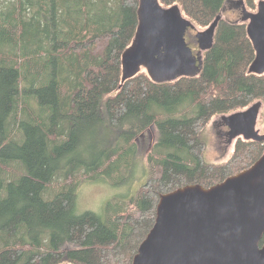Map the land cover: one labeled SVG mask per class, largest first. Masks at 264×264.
Listing matches in <instances>:
<instances>
[{
	"label": "trees",
	"instance_id": "16d2710c",
	"mask_svg": "<svg viewBox=\"0 0 264 264\" xmlns=\"http://www.w3.org/2000/svg\"><path fill=\"white\" fill-rule=\"evenodd\" d=\"M227 1L159 0L214 38L197 77L157 83L148 73L123 82L140 0H0V166L24 172L0 173V264H132L162 195L211 188L264 155L238 138L227 162L205 159L213 118L264 104L247 26L219 18ZM153 131L146 183L116 199L134 210L116 216L109 202L102 216L77 215L81 186L127 182Z\"/></svg>",
	"mask_w": 264,
	"mask_h": 264
},
{
	"label": "water",
	"instance_id": "95a60500",
	"mask_svg": "<svg viewBox=\"0 0 264 264\" xmlns=\"http://www.w3.org/2000/svg\"><path fill=\"white\" fill-rule=\"evenodd\" d=\"M138 16L132 46L123 55V82L142 68L157 83L197 77L202 57L194 56L186 42L194 24L180 8L140 0ZM243 19L257 55L250 72L264 73L255 70L264 66V2L258 13ZM211 33L213 45V26ZM258 103L224 116L231 139L264 144L256 129L264 104ZM156 214L132 264H264V155L249 170L211 188L187 185L162 195Z\"/></svg>",
	"mask_w": 264,
	"mask_h": 264
},
{
	"label": "rangeland",
	"instance_id": "374dc122",
	"mask_svg": "<svg viewBox=\"0 0 264 264\" xmlns=\"http://www.w3.org/2000/svg\"><path fill=\"white\" fill-rule=\"evenodd\" d=\"M260 1L261 0H256V4H258V2ZM239 2L240 5H238ZM243 4L244 2L242 0H228L222 13L220 14V19L228 20L230 22H237L241 18V7ZM248 10L250 12H256V10H252L250 8H248ZM194 27L196 29L194 30V32L192 31V33L188 34L187 42L192 47V49L197 52L199 51V46L196 38V31L202 33L206 29L198 27L196 25H194ZM140 73L146 74L148 72L146 68H142L140 70ZM257 102H259V100ZM257 102L255 103L259 104ZM257 121L258 122L256 124V129L259 130L260 134L264 135V105H261L259 107V116ZM229 133L230 129L227 126V121L224 120L223 116H217L213 118L207 125V127L202 131V137L207 143V150L205 152V159L207 162L224 163L230 159L234 152L237 139L235 137L234 139H231V135ZM156 137L157 133L153 131V135L151 138L146 139L145 137L143 140H139L138 145L139 149L141 150V154H139L138 156L136 165L137 167H135V171L133 172L131 177H129L128 181L124 182L123 185L115 183L110 184L107 181L84 183L79 190L77 198V215H83L86 212H92L96 215L102 216L106 214L105 208L108 207L107 205L109 202L114 203L118 206L116 213H114L116 216H118L124 210L126 212L134 210L127 204L124 207V204L116 199H129L131 196L136 194V190H138L141 185L146 183V158L152 150V147L154 148L155 145V142L150 146L149 143L151 140L153 141L157 139ZM0 173L3 176L9 177L8 180L12 181L15 179L17 180L19 176L24 172L22 171L19 164H11L9 166H0ZM57 189V186H55L53 191L56 192Z\"/></svg>",
	"mask_w": 264,
	"mask_h": 264
},
{
	"label": "flooded vegetation",
	"instance_id": "af4514ba",
	"mask_svg": "<svg viewBox=\"0 0 264 264\" xmlns=\"http://www.w3.org/2000/svg\"><path fill=\"white\" fill-rule=\"evenodd\" d=\"M262 2H264V0H261L260 2H258V4H257V9H256V12H250L249 10H248V8L246 7V5H242V7H241V18L237 21V22H235V23H240V24H245L246 26H247V31H248V24H249V22H246V21H244V19L243 18H249L251 15H253V14H256V13H258V11H259V6H260V4L262 3ZM238 5H240V2L238 3ZM232 22V21H231ZM212 27V26H211ZM211 27L210 28H208V29H206V30H204L202 33H203V35H199V34H201V33H199L198 31H196L197 33V35H196V38H197V42H198V46H199V51H197V52H195L193 49H192V47L189 45V43L187 42V36H188V34L189 33H192V31L194 32V30L196 29L195 27H192V28H189L188 29V31H187V33H186V42H187V44H188V46H189V48L193 51V55L194 56H200V57H202V61H201V68H200V72H202L203 71V66H204V64H203V57H204V55L207 53V52H209L210 50H211V48H212V45H211V38H212V36H211ZM246 31V32H247ZM248 33V32H247ZM211 46V47H210ZM210 47V48H209ZM203 49H207L206 51L205 50H203ZM256 52V51H255ZM201 54V55H200ZM257 56V55H256ZM255 60H256V58H255ZM255 63V62H254ZM198 65H199V63H198ZM253 66V65H252ZM255 70H257L258 72L259 71H264V66H261L260 68H255ZM200 74V73H199ZM236 113H238V112H236ZM229 115H231V114H229ZM228 115V116H229ZM225 123V122H224Z\"/></svg>",
	"mask_w": 264,
	"mask_h": 264
}]
</instances>
